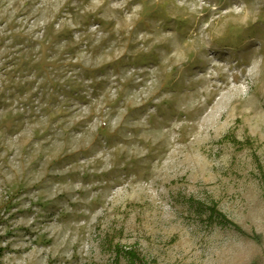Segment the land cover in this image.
<instances>
[{"label":"rangeland","instance_id":"obj_1","mask_svg":"<svg viewBox=\"0 0 264 264\" xmlns=\"http://www.w3.org/2000/svg\"><path fill=\"white\" fill-rule=\"evenodd\" d=\"M0 264H264V0H0Z\"/></svg>","mask_w":264,"mask_h":264}]
</instances>
